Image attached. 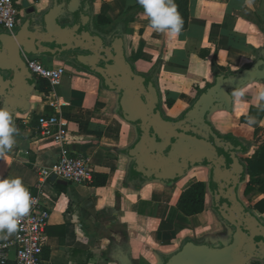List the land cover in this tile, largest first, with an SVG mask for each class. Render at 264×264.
<instances>
[{
    "label": "crops",
    "instance_id": "0c3cea01",
    "mask_svg": "<svg viewBox=\"0 0 264 264\" xmlns=\"http://www.w3.org/2000/svg\"><path fill=\"white\" fill-rule=\"evenodd\" d=\"M14 3L19 11L31 5L41 14L52 0ZM93 13L112 25L132 14L126 32L128 58L146 75L161 62L155 71L157 87L162 109L171 119L180 118L214 81L212 61L227 75L255 62L264 48V0H189L188 29L179 34L155 31L137 0H95ZM100 28L108 26L101 24ZM202 53L207 57L202 58ZM51 63L50 68L64 65L66 74L55 89L34 78L36 87L27 109L13 119L18 129L16 143L0 158V179L20 178L34 193L40 187L43 204L50 210L43 264H120L121 255L133 264H161L159 255L177 251L188 239L183 235L186 231L215 230L204 239L222 231L211 208L192 217L177 208L184 191L197 182L205 183L200 174L190 172L173 185L158 180L139 183L131 178L133 162L126 150L139 135L133 124L119 116L118 93L108 91L90 71L70 63ZM56 102L59 109L53 106ZM41 115H57L67 123L69 147L90 160L95 184L43 179V170L58 160L60 148L40 129L37 120ZM210 122L221 135L262 145L264 83L250 84L235 93L233 112L217 110ZM14 234L2 233L1 237L11 240ZM124 246L127 254L120 250ZM14 260L12 250L8 264Z\"/></svg>",
    "mask_w": 264,
    "mask_h": 264
},
{
    "label": "water",
    "instance_id": "95a60500",
    "mask_svg": "<svg viewBox=\"0 0 264 264\" xmlns=\"http://www.w3.org/2000/svg\"><path fill=\"white\" fill-rule=\"evenodd\" d=\"M94 1L52 0L42 17L41 32L34 29L32 16L23 18L14 34L0 31V108L9 110L15 119L28 107L36 82L25 56H46L54 62L65 58L90 69L108 91L118 93L119 116L138 127L139 139L126 150L133 162L132 174L176 183L197 167L208 168L214 208L235 229L216 245H199L188 238L177 251L159 255L161 264H250L252 260L264 264V222L237 194L245 176L249 180L240 154L250 149L234 136L219 134L210 122L217 110L233 112L235 93L250 84L264 83V48L248 67L227 75L214 73V81L181 118L166 120L155 76L136 70L128 58L126 33L121 27H95ZM63 19L69 23L62 25ZM121 259L130 264L127 256Z\"/></svg>",
    "mask_w": 264,
    "mask_h": 264
},
{
    "label": "built area",
    "instance_id": "2783aa9c",
    "mask_svg": "<svg viewBox=\"0 0 264 264\" xmlns=\"http://www.w3.org/2000/svg\"><path fill=\"white\" fill-rule=\"evenodd\" d=\"M22 15L16 8L14 0H0V29L14 34ZM28 70L37 81H46L52 89L60 85L66 74V67H46L37 58L25 56ZM53 106L60 108L58 102ZM38 125L43 134L52 137L60 148L58 160L46 170L43 179L52 176L68 183L89 186L94 182V172L90 160L81 153L70 149L67 123L57 115L38 117ZM30 192L33 203L29 213L22 217L13 239L3 240L0 233V264H8L9 254L15 252L14 264H43L44 252L47 246V227L50 220V210L43 204L42 194Z\"/></svg>",
    "mask_w": 264,
    "mask_h": 264
},
{
    "label": "clouds",
    "instance_id": "9594fccd",
    "mask_svg": "<svg viewBox=\"0 0 264 264\" xmlns=\"http://www.w3.org/2000/svg\"><path fill=\"white\" fill-rule=\"evenodd\" d=\"M150 18V26L157 32L179 34L183 21L174 0H137ZM18 129L9 110L0 108V158L10 151ZM33 203L30 192L20 178L0 179V233L11 235L18 229Z\"/></svg>",
    "mask_w": 264,
    "mask_h": 264
},
{
    "label": "trees",
    "instance_id": "16d2710c",
    "mask_svg": "<svg viewBox=\"0 0 264 264\" xmlns=\"http://www.w3.org/2000/svg\"><path fill=\"white\" fill-rule=\"evenodd\" d=\"M174 3L183 21L181 31H185L188 29V25H189V0H174ZM131 18H132V14H126L122 17L120 22L116 23L115 25H112L106 18L102 16H99L96 20L98 21L99 25L102 24L111 28L112 27L116 28V26L118 27L122 26L124 33H126L128 31V26ZM149 25H150V19H149ZM207 55H208L207 53H202L201 57L206 58ZM212 65L216 73L221 71L217 67L215 61H212ZM160 66H161V62L156 66L155 71L159 70ZM85 70L95 74L89 69H85ZM43 82L44 81H42V83ZM246 166H247V174L249 176V180L247 181L248 185L245 192L246 195H248L249 192L251 191H256L257 193L264 196V143L259 146V148L255 151L254 155L251 158L246 160ZM95 178L93 184H95ZM131 178L135 179V177L132 174H131ZM105 183H106V178H104L101 184L104 185ZM206 192H207V187L204 182H197L191 185L180 196L179 201L177 203L178 210L186 217H192L201 214L205 210ZM119 202H120V198L118 197V204ZM255 209H257L261 213H264V198L256 202Z\"/></svg>",
    "mask_w": 264,
    "mask_h": 264
},
{
    "label": "rangeland",
    "instance_id": "374dc122",
    "mask_svg": "<svg viewBox=\"0 0 264 264\" xmlns=\"http://www.w3.org/2000/svg\"><path fill=\"white\" fill-rule=\"evenodd\" d=\"M18 8H22V7H18ZM23 20L24 19L20 18L19 23H18V27L16 28L15 32H17L19 30L20 25H21V23H22ZM94 20L96 21V18L95 17H94ZM109 28L110 27H108V29ZM112 28H114V27H112ZM0 30H2V29H0ZM30 58H33V57H30ZM41 59H42V62L44 63V65L46 67H51V64H52L51 63L52 62L51 59L44 58V57H41ZM59 62L69 64L66 61H59ZM241 141L248 147V149H250L249 153H247V154H240V157L243 158V160H245V163H246V160L249 159V158H251L254 155L255 151L259 148V146L261 144L258 145L257 142H253V141L248 142L247 140H244V139H241ZM192 172H196V173L200 174L206 180L205 181V184H206V187H207V192H206V199H205V209L206 208L207 209L208 208H211L212 209V207H213V196H212V194H211V192L209 190V187H208L210 170L208 168H205V167H197L194 170H192L191 173ZM246 189H247V185H245V186L242 185L241 191H240L241 198L247 204V206L250 207V209H252L253 211H255L256 212V215L259 216L262 219V221L264 222V213H261L260 211H258L257 209H255L256 202H258L260 199L264 198V196L261 195V194H259V193H257L256 191H251V192H249L248 195H244L243 193H244V191H246ZM221 228L223 229L222 230V233H217V234L214 233V234L211 235V238L212 239L208 237V239H206V240L207 241H210L214 245L216 243V240H217V242L219 241L217 244H219L222 241L227 240L230 237V235L232 234V231H231V229L229 227L228 228L221 227ZM214 231L215 230H213L212 228H207V229L202 230V231H199V232L193 231V230H188L183 235H186L187 238L194 239L195 242H196V240H202V239H204V237H205L206 234L213 233ZM216 236H218V237H216ZM254 261L253 262L255 264H258L257 262H260V261H257V260H254Z\"/></svg>",
    "mask_w": 264,
    "mask_h": 264
},
{
    "label": "flooded vegetation",
    "instance_id": "af4514ba",
    "mask_svg": "<svg viewBox=\"0 0 264 264\" xmlns=\"http://www.w3.org/2000/svg\"><path fill=\"white\" fill-rule=\"evenodd\" d=\"M20 12V14L22 15L23 14V16H24V18H27L28 16H32L33 17V21H34V29H36V30H38V32H41L42 31V17H43V15L45 14V12L44 13H41V14H39L38 13V11H37V8L35 7V6H31V5H29L28 7H26L25 8V10H21V11H19ZM67 23H69V20L68 19H63L62 20V22H61V24L62 25H65V24H67ZM94 25H95V27H98V28H100L101 27V25H99L98 24V21L96 20H94ZM119 27H121L122 29H123V27L122 26H119ZM43 57V56H42ZM44 58H46V56H44ZM38 59V58H37ZM39 60L40 61H42V59H41V57L39 58ZM63 61H66V62H68L67 61V59H65V58H63ZM69 63V62H68ZM102 65H103V63H102ZM82 69H87V68H82ZM90 70V69H89ZM152 75H154L155 76V84H156V87H157V77H156V73H155V71L153 72V73H151V74H148V76H152ZM209 87V86H208ZM158 88V87H157ZM159 91V90H158ZM160 109H161V111H162V115H163V117H164V119H166V120H173V121H176V120H178V119H171V118H169V117H167L166 116V114L164 113V111H163V109H162V104H161V107H160ZM181 118V117H180ZM134 125V124H133ZM135 126V125H134ZM136 127V129H137V132H138V127L137 126H135ZM138 135H139V137H140V134H139V132H138ZM139 139V138H138ZM240 160H241V162L243 163V164H245L246 165V163H245V160H243V158H241L240 157ZM131 174H132V172H131ZM133 175V174H132ZM134 176V175H133ZM135 177V179H137V181L139 182V183H144V182H146V181H150V180H144V179H142V178H140V177H136V176H134ZM138 183V184H139ZM167 184L168 185H173V184H175V182H171V181H169V182H167ZM241 185H248V182L246 181V176H245V178L242 180V184ZM246 191H244V195H246V193H245ZM237 194H238V199L240 200V202L249 210V211H251L253 214H256V212L255 211H253L252 209H250V207H248L247 206V204L243 201V199L241 198V193H240V186H239V189H238V192H237ZM212 211L214 212V214L216 215V217L218 218V221L220 222V224H221V226L222 227H224V228H230L231 229V231L232 232H235V229H234V227L233 226H231V225H229V224H227V222H225L222 218H221V216H220V213L218 212V211H216L215 210V208H214V198H213V207H212ZM258 218L259 219H261L259 216H258ZM262 220V219H261ZM223 230V229H222ZM219 233H222V231L221 232H219ZM216 237H218V236H216ZM209 238H211V237H209ZM206 239H208V238H205V239H202V240H196V244H199V245H202V244H209V245H214L213 243H211L210 241H207ZM212 239V238H211ZM215 242V241H214ZM219 242V241H218ZM217 242V240H216V243H215V245L218 243ZM126 247L124 246V247H122V249H120L121 251H122V253L123 254H127L126 253ZM113 251L114 252H117L118 251V248H117V246H114L113 247ZM122 257H124V255H121L119 258H120V260L118 259V261H119V263L120 264H123V262L121 261L122 259ZM252 262V261H251ZM130 264H133V262L132 261H130Z\"/></svg>",
    "mask_w": 264,
    "mask_h": 264
},
{
    "label": "bare ground",
    "instance_id": "6f19581e",
    "mask_svg": "<svg viewBox=\"0 0 264 264\" xmlns=\"http://www.w3.org/2000/svg\"><path fill=\"white\" fill-rule=\"evenodd\" d=\"M185 183V182H184Z\"/></svg>",
    "mask_w": 264,
    "mask_h": 264
}]
</instances>
